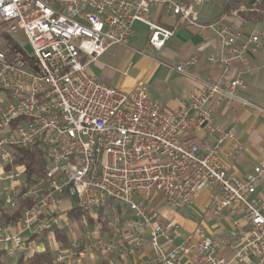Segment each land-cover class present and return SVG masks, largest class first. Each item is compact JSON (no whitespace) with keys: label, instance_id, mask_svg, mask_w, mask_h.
I'll use <instances>...</instances> for the list:
<instances>
[{"label":"built area","instance_id":"1","mask_svg":"<svg viewBox=\"0 0 264 264\" xmlns=\"http://www.w3.org/2000/svg\"><path fill=\"white\" fill-rule=\"evenodd\" d=\"M154 7L176 19L195 20L192 5L183 0H0V195L5 209L23 208L18 230L12 224L0 226V247L7 257L33 249L29 241L36 235L52 236L70 201L85 220L109 202L127 209L131 217L120 227L113 207L108 225L115 238L123 229L132 232L133 250L142 246L149 230L154 264H182V257L194 252L195 264H229L219 256L222 250L232 254L231 261L264 263V202L250 199L264 175V162L243 179L233 175L226 160L234 159L243 145L235 140L225 153L232 134L213 125L220 106L250 105L241 98L245 85L232 77L231 67L247 46L259 47V37L254 35L240 52L231 28L218 27L223 53L210 61L221 67L220 80L192 91L189 103L175 110L151 100L145 84L125 91L88 72L109 49L127 45L137 24L148 27L150 46L164 49L175 30L151 19ZM197 62L191 58L177 70L184 72ZM201 132L218 137L214 143L188 137ZM35 142L47 153L45 176L24 185L13 151ZM211 187L219 190L212 214L242 215L247 228L233 222L228 238L204 236L196 247L161 244L164 239L172 245L178 228L160 222L159 212L147 204L153 194L178 210ZM85 234L62 250L57 261L118 250L116 240ZM239 236L240 242L235 241Z\"/></svg>","mask_w":264,"mask_h":264},{"label":"crops","instance_id":"2","mask_svg":"<svg viewBox=\"0 0 264 264\" xmlns=\"http://www.w3.org/2000/svg\"><path fill=\"white\" fill-rule=\"evenodd\" d=\"M183 1L192 5L195 18L193 22L176 19L162 7L151 9L150 17L155 23L175 30L174 36L164 49L158 51L150 46L148 27L137 24L136 33L127 45H118L109 49L96 63L89 66L88 72L101 83L125 91L131 90L137 84H145L149 88L151 100L166 109L175 110L189 103V94L192 91L201 90L220 80L221 67L216 62L210 61L211 58H219L223 53L222 44L216 32L218 27L225 25L231 28L236 37L235 46L240 52L243 51L246 43L257 35L259 47L247 46L241 57L233 59L231 67L232 77L243 80L245 90L241 98L249 101L250 105L244 106L240 102L222 105L215 112L213 123L225 133L232 134L233 138L228 139L224 145L225 153L232 147L235 140L242 143V151L234 159L226 161L230 164L231 173L243 179L256 165L264 162V7L259 11L261 18L247 20L235 11L224 13L230 0ZM240 11L247 13V9L243 6ZM194 57L198 60L195 65L184 72L177 70L181 63ZM188 137L197 142L214 143L218 135L201 132L192 133ZM218 195L219 190L211 187L201 191L190 207L172 210L162 197L153 194L152 201L147 204L159 212L160 222L172 224L178 228V236L172 245H166L164 239H161V244L168 249L186 242L191 247H196L204 236L216 240L228 238L233 222L247 228L248 224L242 215L231 217L224 214L218 217L212 214V201ZM250 199L264 202V175ZM113 207L118 210V224L121 227L131 217L128 210L122 206L114 205L112 202L107 203L103 207L105 211L101 222L87 225L72 216L73 212H76L73 202L68 201L65 204V215L58 230H67L71 245L77 239L83 238L87 231L92 239L116 240L119 244L118 250L112 255L97 252L86 255L84 258L67 261L68 263L154 264L155 253L150 245L149 230L144 231V242L139 249L135 250L132 245L134 235L129 230L123 229L122 234L115 238L114 231L108 225ZM99 211L89 215L87 220L91 217L97 218ZM20 217L17 221L11 220L0 226L12 224L14 229L18 230ZM36 236H38L37 239L32 241L34 248L16 255L19 259L26 257L30 251L44 252L47 248L52 249L58 257L62 250L68 249L63 242L54 241V234ZM240 238V236L236 237L235 241L240 242ZM0 252H3L1 260L6 262L9 257L5 255L3 247H0ZM219 256L229 261V264H258L256 259H248L245 263L231 261L232 254L227 250L220 251ZM195 261V252L191 257H182V264H195Z\"/></svg>","mask_w":264,"mask_h":264},{"label":"trees","instance_id":"3","mask_svg":"<svg viewBox=\"0 0 264 264\" xmlns=\"http://www.w3.org/2000/svg\"><path fill=\"white\" fill-rule=\"evenodd\" d=\"M247 9V13H242L240 11L241 7ZM264 7V0H230L228 6L224 10V13L237 12L244 19L252 20L261 18V11ZM17 157L18 164L23 169L24 175V185H29L35 183L38 179L43 178L45 167L47 165V153L40 145L39 142L30 144L26 148L16 149L13 151ZM30 203L27 202L25 206H29ZM121 210V208H119ZM104 208H101L97 218L91 217L89 220H85V214L76 210L73 212L72 216L84 222L87 225H95L97 222H101L102 217L104 216ZM0 224L7 223L9 221H17L23 212V208L19 210L12 211L10 209H5V201L0 195ZM38 236H34L29 242H32L37 239ZM54 241L63 242L67 248L71 247L69 235L66 229L54 231ZM3 252H0V264H6L5 261L1 260ZM17 264H71L67 261L58 262L57 254L50 248H47L44 252H35L29 257H21ZM105 264V263H102Z\"/></svg>","mask_w":264,"mask_h":264},{"label":"rangeland","instance_id":"4","mask_svg":"<svg viewBox=\"0 0 264 264\" xmlns=\"http://www.w3.org/2000/svg\"><path fill=\"white\" fill-rule=\"evenodd\" d=\"M24 45H25V49L26 51L29 53V54H32V50H31V47L30 45L26 42V40L24 41ZM5 185V184H3ZM0 193L2 194L3 193V186L0 185ZM32 254H34V252L30 251L26 254V257H29L31 256ZM19 261V256H15V257H9L7 260H6V264H17Z\"/></svg>","mask_w":264,"mask_h":264}]
</instances>
